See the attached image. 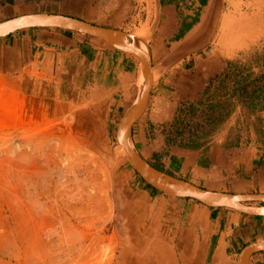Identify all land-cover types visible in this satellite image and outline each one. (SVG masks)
I'll use <instances>...</instances> for the list:
<instances>
[{
	"label": "crops",
	"instance_id": "0c3cea01",
	"mask_svg": "<svg viewBox=\"0 0 264 264\" xmlns=\"http://www.w3.org/2000/svg\"><path fill=\"white\" fill-rule=\"evenodd\" d=\"M222 2L0 0V22L30 14L60 15L144 39L152 87L131 130L136 153L157 171L196 188L264 196V133L240 129V108L217 126L211 122L217 112L211 115L206 108L231 101L223 86V52L203 48L211 36L203 20L206 15L220 20ZM133 58L90 37L51 28L0 39V76L9 93L19 94L24 103L33 101L48 115L59 96L81 92L105 103L115 126L139 96L141 69ZM219 87L223 92L217 94ZM257 116L264 126V111L252 114ZM134 181L123 186L136 249L133 264H239L246 246L264 243V217L208 208ZM248 264H264V252L252 255Z\"/></svg>",
	"mask_w": 264,
	"mask_h": 264
},
{
	"label": "rangeland",
	"instance_id": "374dc122",
	"mask_svg": "<svg viewBox=\"0 0 264 264\" xmlns=\"http://www.w3.org/2000/svg\"><path fill=\"white\" fill-rule=\"evenodd\" d=\"M222 6L220 20L206 15L202 24L211 32L203 48L223 52V86L235 91L220 104L218 125L240 108V129L261 134L252 114L264 109V0ZM60 99L46 115L9 93L0 76V264H133L123 186L143 181L120 150L105 103L81 92Z\"/></svg>",
	"mask_w": 264,
	"mask_h": 264
},
{
	"label": "water",
	"instance_id": "95a60500",
	"mask_svg": "<svg viewBox=\"0 0 264 264\" xmlns=\"http://www.w3.org/2000/svg\"><path fill=\"white\" fill-rule=\"evenodd\" d=\"M31 28H51L95 39L111 49L134 57L140 64L144 87L137 100L116 128V141L122 148L137 175L155 191L181 199L196 201L208 208H225L252 217H264V207L249 205L264 204V196H237L208 192L188 183L159 172L145 162L134 150L130 142L132 126L143 115L152 87V67L150 55L141 49L139 41L130 34L99 27L84 21L51 14H30L0 22V39L18 31ZM264 252V243L246 246L239 254L238 263L248 264L249 258Z\"/></svg>",
	"mask_w": 264,
	"mask_h": 264
},
{
	"label": "trees",
	"instance_id": "16d2710c",
	"mask_svg": "<svg viewBox=\"0 0 264 264\" xmlns=\"http://www.w3.org/2000/svg\"><path fill=\"white\" fill-rule=\"evenodd\" d=\"M68 34H73V33H70V32H67ZM234 96H235V91L231 94V96H230V100H231V98H234ZM230 102V101H229ZM206 108H207V110L211 113V115L214 113V112H217L218 110H220L221 109V106H220V104H216V105H207L206 106ZM262 111H264V109L262 110ZM220 117H221V114L220 113H216V115H214L213 117H211V122L213 123V125H215V126H217L218 125V123H219V120L218 119H220ZM149 189H151L152 191H154V192H157V191H155L154 189H152L151 187H149V186H147Z\"/></svg>",
	"mask_w": 264,
	"mask_h": 264
},
{
	"label": "bare ground",
	"instance_id": "6f19581e",
	"mask_svg": "<svg viewBox=\"0 0 264 264\" xmlns=\"http://www.w3.org/2000/svg\"><path fill=\"white\" fill-rule=\"evenodd\" d=\"M141 49L145 50V49L143 48V46H141ZM143 87H144V79H143V76L141 75V77H140V81H139V88H140L139 95L141 94V92H142V90H143ZM130 109H131V108H130ZM130 109H129V110H130ZM129 110H128V112H129ZM120 150H121V152H123V153L126 155L125 151H124L122 148H120Z\"/></svg>",
	"mask_w": 264,
	"mask_h": 264
}]
</instances>
